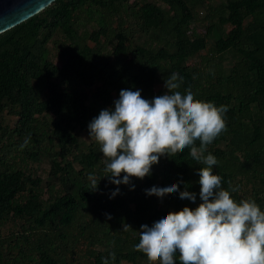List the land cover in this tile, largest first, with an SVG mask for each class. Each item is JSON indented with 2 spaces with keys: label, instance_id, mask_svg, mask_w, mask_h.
I'll list each match as a JSON object with an SVG mask.
<instances>
[{
  "label": "trees",
  "instance_id": "16d2710c",
  "mask_svg": "<svg viewBox=\"0 0 264 264\" xmlns=\"http://www.w3.org/2000/svg\"><path fill=\"white\" fill-rule=\"evenodd\" d=\"M171 73L182 95L227 106L205 155L264 211V0H54L0 33V264H149L140 226L197 207L206 165L186 148L116 185L88 125L122 89L165 94Z\"/></svg>",
  "mask_w": 264,
  "mask_h": 264
},
{
  "label": "clouds",
  "instance_id": "9594fccd",
  "mask_svg": "<svg viewBox=\"0 0 264 264\" xmlns=\"http://www.w3.org/2000/svg\"><path fill=\"white\" fill-rule=\"evenodd\" d=\"M182 81L183 77L171 73L165 80V94L151 101L140 90L122 89L114 110H101L88 125L90 138L105 158L104 176L116 185L129 184L132 177L143 179L161 156L172 157L186 148L193 160L206 165L199 169L201 203L194 209L185 206L167 212L152 226L141 225L135 250L145 254L149 264H176L177 253L180 264H264V211L254 200H234L221 177L213 173L217 159L205 155L207 146L226 130L227 106L195 100L191 91L182 95L176 91ZM122 173V180L117 179ZM90 179L95 190L100 179ZM145 191L162 198L179 191V186L173 183ZM118 192L119 188L112 195ZM179 195L196 200L187 188ZM110 258L115 260V253ZM104 264H109L108 258Z\"/></svg>",
  "mask_w": 264,
  "mask_h": 264
},
{
  "label": "water",
  "instance_id": "95a60500",
  "mask_svg": "<svg viewBox=\"0 0 264 264\" xmlns=\"http://www.w3.org/2000/svg\"><path fill=\"white\" fill-rule=\"evenodd\" d=\"M54 0H0V33L41 11Z\"/></svg>",
  "mask_w": 264,
  "mask_h": 264
}]
</instances>
